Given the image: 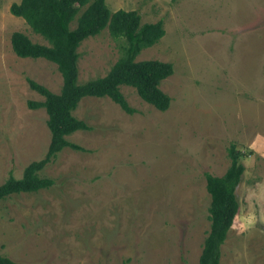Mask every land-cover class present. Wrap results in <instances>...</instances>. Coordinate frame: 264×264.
Masks as SVG:
<instances>
[{"label":"rangeland","instance_id":"1","mask_svg":"<svg viewBox=\"0 0 264 264\" xmlns=\"http://www.w3.org/2000/svg\"><path fill=\"white\" fill-rule=\"evenodd\" d=\"M0 0V185L45 158L51 134L33 80L59 94L56 64L18 57L20 32L48 45ZM112 12L137 11L164 22L166 35L137 61L171 63L161 112L131 87L135 110L109 98H85L74 115L70 148L41 173L55 185L0 201V256L18 264H199L210 231L206 175L223 176L228 149L244 156L239 213L220 264H264V0H106ZM76 24L72 27L75 28ZM124 40L109 30L79 48V82L106 76Z\"/></svg>","mask_w":264,"mask_h":264},{"label":"trees","instance_id":"2","mask_svg":"<svg viewBox=\"0 0 264 264\" xmlns=\"http://www.w3.org/2000/svg\"><path fill=\"white\" fill-rule=\"evenodd\" d=\"M10 11L24 19L33 32L48 43H33L25 34L16 32L11 39L15 54L20 58L45 59L56 64L63 78V86L56 94L29 80L31 88L45 99L43 102H29V107L46 110L51 141L43 160L32 162L22 178L16 179L11 175L0 185V201L14 195L52 188L55 181L42 177V171L65 149L83 151L68 140L78 131L91 130L74 115L83 99L109 98L126 113L133 115L135 110L122 93V87H131L145 103L165 112L172 100L162 91L161 84L174 74L171 63L137 61L144 50L157 45L166 35L163 21L142 23L137 11L121 9L112 12L106 0H21L14 3ZM74 24L75 28L72 27ZM106 29L113 38L124 40L122 56L106 76L81 84L79 48L87 39L100 35ZM228 156L231 164L223 176L206 175V188L211 198V225L199 264H220L222 246L239 213L237 189L245 173V167L240 162L244 155L232 145L228 149ZM0 264L18 263L0 256Z\"/></svg>","mask_w":264,"mask_h":264}]
</instances>
